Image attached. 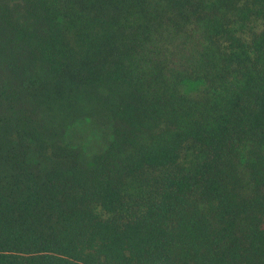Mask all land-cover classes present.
Returning a JSON list of instances; mask_svg holds the SVG:
<instances>
[{"label": "trees", "instance_id": "trees-1", "mask_svg": "<svg viewBox=\"0 0 264 264\" xmlns=\"http://www.w3.org/2000/svg\"><path fill=\"white\" fill-rule=\"evenodd\" d=\"M0 264H264V0H0Z\"/></svg>", "mask_w": 264, "mask_h": 264}, {"label": "rangeland", "instance_id": "rangeland-1", "mask_svg": "<svg viewBox=\"0 0 264 264\" xmlns=\"http://www.w3.org/2000/svg\"><path fill=\"white\" fill-rule=\"evenodd\" d=\"M199 87L197 83H189L184 86L185 90L191 91ZM79 126V127H78ZM76 127L75 139L83 145L85 153L94 154L104 147L108 138L104 128L100 127L93 120H85Z\"/></svg>", "mask_w": 264, "mask_h": 264}]
</instances>
